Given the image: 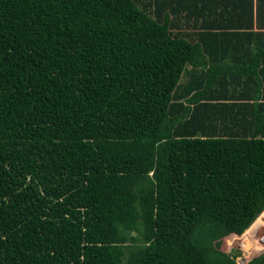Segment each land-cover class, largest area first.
Segmentation results:
<instances>
[{
    "label": "trees",
    "instance_id": "obj_1",
    "mask_svg": "<svg viewBox=\"0 0 264 264\" xmlns=\"http://www.w3.org/2000/svg\"><path fill=\"white\" fill-rule=\"evenodd\" d=\"M263 212L264 0H0V264H238Z\"/></svg>",
    "mask_w": 264,
    "mask_h": 264
},
{
    "label": "built area",
    "instance_id": "obj_2",
    "mask_svg": "<svg viewBox=\"0 0 264 264\" xmlns=\"http://www.w3.org/2000/svg\"><path fill=\"white\" fill-rule=\"evenodd\" d=\"M251 230L254 231L253 234L250 233L251 238L247 235V237L250 238L254 244V247H252L250 252H264V212L259 216Z\"/></svg>",
    "mask_w": 264,
    "mask_h": 264
},
{
    "label": "rangeland",
    "instance_id": "obj_3",
    "mask_svg": "<svg viewBox=\"0 0 264 264\" xmlns=\"http://www.w3.org/2000/svg\"><path fill=\"white\" fill-rule=\"evenodd\" d=\"M251 233L253 234L254 231L251 230ZM248 236L251 238L250 234H248ZM233 243H234L233 244L234 250H233L231 255L236 256L235 259H236L238 264H246L248 261H251L253 259L252 258L253 256H251L253 252L248 253V252L243 251L244 245H243V243H241V241H234ZM241 244H242V247H240ZM238 247H240V248L238 249Z\"/></svg>",
    "mask_w": 264,
    "mask_h": 264
},
{
    "label": "bare ground",
    "instance_id": "obj_4",
    "mask_svg": "<svg viewBox=\"0 0 264 264\" xmlns=\"http://www.w3.org/2000/svg\"><path fill=\"white\" fill-rule=\"evenodd\" d=\"M251 232H249V234H250ZM252 245H253V247H254V244L252 243V241H251V239L250 238H248L247 239Z\"/></svg>",
    "mask_w": 264,
    "mask_h": 264
},
{
    "label": "clouds",
    "instance_id": "obj_5",
    "mask_svg": "<svg viewBox=\"0 0 264 264\" xmlns=\"http://www.w3.org/2000/svg\"><path fill=\"white\" fill-rule=\"evenodd\" d=\"M255 223H256V222H255ZM255 223H254V224H255ZM254 224H253V225H254ZM252 227H253V226H252ZM252 227H251V228H252ZM251 228H250V230H251ZM249 232H250V231H249ZM249 232H248V234H249Z\"/></svg>",
    "mask_w": 264,
    "mask_h": 264
}]
</instances>
